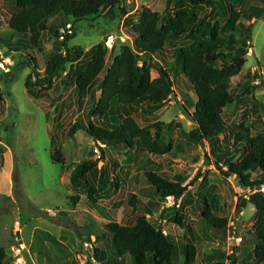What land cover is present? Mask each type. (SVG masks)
<instances>
[{"label": "rangeland", "instance_id": "374dc122", "mask_svg": "<svg viewBox=\"0 0 264 264\" xmlns=\"http://www.w3.org/2000/svg\"><path fill=\"white\" fill-rule=\"evenodd\" d=\"M177 1L179 0H171V7L180 9L175 6ZM216 1L219 2L216 12H212L207 7L198 11L199 16L205 18L210 26L216 23L223 24L232 5L241 11L245 9L246 14L243 16L244 19H241L242 27L239 25L241 29L237 37L241 42H246V38H249L246 43L247 48L234 50L236 54L244 56L245 64L240 74L228 81L230 88L234 89L239 83L246 86L245 89L248 90L253 87L257 88L252 96H247V100L245 98L237 99L233 105L227 106L224 110V121L228 128L233 125L234 129H237L241 123L248 125L256 118H263L264 122V24L262 23L264 17L261 20H259L260 18L253 20L247 16L248 6H252V10L255 7L258 10H264V0ZM181 2L184 3V8H188L185 0H181ZM168 3L169 0H124L118 9L105 10L99 19L77 23L75 36L69 41L68 47H80L85 54L84 58L80 63L70 68L67 66L64 73H61L59 78L53 82L52 87L43 91V99H34L27 94L24 88L25 79L31 72H35L39 76L43 75L48 60L58 54L59 43L63 38L57 39L55 34L69 35L72 28L70 26L62 27L59 18L50 19L47 22L48 30L42 32L35 48L29 52L14 53L11 52L10 46L15 39L10 41V45L7 43L11 32L3 23H0V39L3 40V44L0 43V61L9 62L5 70L9 68L12 70L14 61L19 60L24 63L27 60L29 62V66L24 65L17 72L16 80L9 84L8 78L6 79L7 75H5L9 71H3L2 65L0 66V93L3 99L0 102V146L4 148L1 171H9L10 175L8 188L4 181L6 180L4 171L0 177V249L6 253L5 264H60L62 262L92 264L94 236L99 237L102 232L104 236L109 237V232L105 228L107 225L114 223L134 225V220L130 222V212L133 210L132 218L133 214L146 216L154 225L162 227L163 221L159 217L160 213L175 208L171 198L165 201L157 199L152 191L153 188L142 175L141 170L146 169L147 160H156V167L159 166L158 162L162 165V161H158V158H149L148 155L142 153L143 151H131L109 146L104 147V159H101L99 147L103 148V146L97 145L81 130L69 133V129L79 120L88 126L90 112L92 114L93 111V115L97 114L92 109L93 104L100 98L96 88L97 83L106 75L122 45L132 48L134 40L129 27L132 23L137 22L141 10L149 8L162 17ZM248 10L251 12V9ZM247 29H249L248 32ZM14 38L18 39L21 36L15 35ZM108 38H112L110 47L114 49H112L111 55L110 51L106 50L104 72H101L98 77L99 81L92 85L88 96L83 99L82 105L79 107L74 76L71 72L75 67L82 66L89 60L90 51L95 46L104 43L106 47ZM207 41H210V37L201 35L196 40L170 41L166 51L170 53L152 58V63L158 64L170 75L174 84V95L169 98L159 112L155 113L154 117L143 118L136 114L133 119L140 127H150L152 134L157 129L161 130L164 144L176 145L177 153H181V150L184 149L192 151L187 156L181 155L182 159L174 160L176 165H181L182 170L174 168L175 171H163L160 169L161 176L166 174L172 177V174L176 172L183 182L190 180L187 184L188 188L194 187L203 178L196 193L200 197L201 202L198 201L200 206L202 207L204 199L209 202L213 198L217 202L222 198L225 200V204L230 205L229 202H233L232 211L235 204L234 197H240L239 200H242L246 196L249 199L252 191L250 189L242 190L234 177L223 175L227 170L224 165L226 158L234 156V162L239 160L236 153L232 152V148H230L231 136L227 138L228 143H222L213 148V152L204 150L205 146L210 147L204 141L197 143L187 138V134L194 128L189 113L193 109L190 107V102H194L192 100H195V97L188 88L189 84L183 78L181 62L179 66H175L176 58L173 53L176 48H191ZM156 76L155 71H151V78ZM61 78L64 80L62 83ZM256 83L259 84L256 85ZM33 90L36 92V89ZM176 92L177 94H175ZM237 93L239 94L240 91ZM242 95H237V97ZM250 98L255 100L253 107H250L248 102ZM92 119L90 118L91 121ZM93 124L95 125L94 122ZM259 131L264 133V128H259ZM51 139L62 155V164H54L51 160ZM185 157L186 159H184ZM89 159L97 160L100 170H103L106 165L112 186L110 192L103 195L107 199H102L98 204L92 205L91 209L87 208L86 192L73 190L68 178L72 169H76L80 162ZM113 162L121 168L126 179H131L127 182L128 185L125 182L118 183L120 190L117 194L111 193L115 188L113 181L118 179L117 175L111 174V170L114 171L111 166ZM140 165H142L141 169H139ZM195 165L197 166L194 167ZM155 168L152 172L156 171ZM197 169L199 170L197 171ZM201 170H205L204 173H201ZM253 172L254 169L246 183L251 182L257 175L256 172ZM14 173H17L18 176L16 187L12 183ZM124 176L122 177L124 178ZM139 178L140 183L137 184ZM144 179L145 181H143ZM80 183L82 184L79 187L85 185L84 181H80ZM237 187L242 191L237 190ZM132 192L135 194L134 199L130 202L133 201L134 207L129 204V196L133 194ZM139 196L142 197L141 200L138 199ZM75 197L80 200L76 201V206H73L70 204L69 198ZM200 206L192 204L191 211L182 213L183 222L194 229H197L195 226L199 219L197 209H200ZM245 211L242 222L249 219L252 212L250 209ZM224 219L227 221L224 230L211 228L208 232L207 230L202 231L211 242L217 245L216 247L211 245L213 258L208 261L206 256L202 255L210 252V245L205 246L194 264H231V261H228V256L233 255L235 248L245 246L249 249V246L253 245L254 237L244 234L247 233L246 228L242 229L244 232H238V234L235 229L232 230V226L233 228L235 226V218L230 219L227 215V218ZM253 220L254 218H251L248 224H251ZM166 227L164 226L166 236L173 238V235L180 234L178 231L180 226H175L172 229ZM192 237V230H190L186 235V241L184 242L180 237L179 242L181 244L188 242V245H191ZM234 237L241 239L237 242L235 240L239 238ZM255 237L257 245L259 240L256 235ZM177 242L178 238L175 237L173 241L175 247H177ZM85 244H90L91 248H86ZM84 248L88 251L85 252ZM237 252H240L239 249ZM176 258L175 255L174 261L177 264ZM248 258H252V254ZM242 264L255 263L253 259L252 261L248 259L244 260Z\"/></svg>", "mask_w": 264, "mask_h": 264}, {"label": "trees", "instance_id": "16d2710c", "mask_svg": "<svg viewBox=\"0 0 264 264\" xmlns=\"http://www.w3.org/2000/svg\"><path fill=\"white\" fill-rule=\"evenodd\" d=\"M123 1L0 0V23L11 32L7 43L10 45V41L15 39L10 46L11 52H29L35 48L42 32L48 30L47 22L50 19L59 18L62 27L72 28L69 35L55 34L57 39L63 38L59 43L58 54L48 60L43 75L39 76L35 72L27 75L24 82L27 94L34 99H43V91L52 87L53 82L64 73L67 66L70 68L83 60L85 54L80 47H68L69 41L75 36L77 23L99 19L105 10L118 9ZM170 2L171 0L166 4L162 17L149 8L141 10L137 22L129 27L134 40L132 48L122 45L106 75L100 81L98 77L104 70L107 50L104 43L98 44L90 51L89 60L84 65L72 70L79 107L97 81H99L97 86L100 98L92 107L97 114L93 115L92 111L88 116L89 125L79 120L69 129V133L81 130L97 145L104 147H121L125 150L139 148L153 157L169 156L173 147L171 144L163 143L161 130L157 129L152 134L150 127H140L133 119L136 114L146 118L154 117L155 113L174 95V84L170 75L161 66L152 63V58L168 53L169 51H166L170 41L196 40L200 35L209 36L210 41L202 42L195 47L173 50L176 58L175 66H179L181 62L183 78L195 97V100H192L194 102L189 101L193 109L188 113L194 128L187 134V138L197 143L205 141L215 148L222 143H228L227 138L231 136L230 148L240 158L236 162L234 156L226 158L224 165L227 170L223 175L234 177L241 189L252 191L248 200L256 211L252 231L259 240L253 251L254 263L262 264L264 262V192L260 189L264 187V134H253L256 123L260 124L261 120L256 118V122L248 125L241 123L238 130L232 128L233 125L228 128L224 121V110L238 99H235L231 93L228 81L237 77L245 64L244 56L234 51L246 49V43L249 41V38H246V42H241L237 37L241 29L239 25L242 27L239 20L244 19L245 9L237 10L232 5L223 24L216 23L210 26L205 18L199 16L198 11L207 7L212 12H216L219 5L216 0H185L188 8H184V3L179 0L175 6L180 9L171 7ZM252 8H248L251 12L247 9L248 15L261 20L264 17V10H258L257 7L252 10ZM246 31L248 32L249 29ZM15 35L21 38H14ZM0 43L3 44L2 39ZM112 49L114 48L110 49V55ZM24 65L28 67L29 62L14 61L12 65L14 68L12 67V70L9 68V72L5 74L8 84L16 80L17 72ZM33 69H36L35 66ZM151 71H155L157 77L151 78ZM61 80L62 83L64 80L62 78ZM33 89H36V92ZM2 101L0 93V102ZM253 101L248 102L254 106L255 101ZM90 118H93L92 121ZM99 150L100 158L104 159L103 148L99 147ZM3 153L4 148L0 146V170ZM51 160L57 165L63 163L62 155L54 145L53 139H51ZM114 163H111V166L115 169L117 165ZM253 169H256L258 174L251 182L246 183ZM107 172L106 166L100 170L98 161L89 159L80 162L70 177L73 188L86 192L88 209L105 199L103 195L108 193L111 185V177ZM144 177L160 201L171 198L175 205L187 194V186L183 187L180 181H170L152 171L144 172ZM80 181L85 183L81 188ZM17 182L18 176L14 173L12 183L15 187ZM118 183L117 180L113 181L114 190L118 191ZM131 199L133 200L134 196H129V204L133 206ZM69 200L70 204L76 206V201L80 198ZM200 216L203 222L214 230H224L227 226L226 219L217 217L213 213L211 203L207 201L203 202ZM179 218L180 216L176 215L175 224L182 228ZM105 228L110 235V252L117 258L127 256L131 264H173L175 246L172 238L164 234L161 225H154L150 219L138 216L133 226L114 223ZM94 237L96 242L99 237ZM98 254V249L94 247L93 257ZM5 260L6 253L0 249V264H5ZM194 262L195 248L186 245L185 264H194Z\"/></svg>", "mask_w": 264, "mask_h": 264}, {"label": "crops", "instance_id": "0c3cea01", "mask_svg": "<svg viewBox=\"0 0 264 264\" xmlns=\"http://www.w3.org/2000/svg\"><path fill=\"white\" fill-rule=\"evenodd\" d=\"M241 1V0H240ZM252 6H248V8H251ZM237 10H239L238 8H237ZM243 10V9H242ZM248 17L250 16V15H247ZM241 19H243V18H241ZM241 19L239 20V22H240V24H241ZM253 20H254V18H252ZM262 23L264 24V19H263V21H262ZM76 68H78V67H75L74 69H76ZM104 72V71H103ZM176 73H178V72H176ZM157 75V74H156ZM157 77V76H156ZM103 78V77H102ZM155 78V77H154ZM263 82H264V80H263ZM258 87V86H257ZM96 88H97V90H98V86H96ZM180 88V87H179ZM246 88V86H244V85H241L240 83L237 85L236 84V86H235V88L233 89V88H230L231 89V93H233V96L235 97V99H241V98H247V96L248 95H246V93H251V95L250 96H252V94L255 92V89H257V88H255V87H253L252 88V90H248V89H245ZM248 90V92H246ZM180 91H181V89H180ZM238 91H240V93L238 94L237 92ZM99 94H100V92H99ZM175 94H177V92L175 93ZM241 94H243L242 96H239V97H237V95H241ZM171 98V97H170ZM184 100H185V98H184ZM247 100V99H246ZM251 100H254V99H251L250 98V100H249V102L251 101ZM186 101V100H185ZM255 101V100H254ZM253 101V102H254ZM236 102V101H235ZM234 102V103H235ZM94 103V102H93ZM233 103V104H234ZM232 104V105H233ZM253 106V104H250V107H252ZM161 110V109H160ZM159 110V111H160ZM246 110V109H245ZM158 111V112H159ZM142 116V115H141ZM143 117V116H142ZM144 118V117H143ZM146 119V118H145ZM255 120H257V119H255ZM251 121L250 123H252V122H256V121ZM259 120H261V122H260V124H258V123H256V125H255V127H254V132H253V134H264V133H262V132H260L259 131V128H264V122H263V118H259ZM177 139H178V137H177ZM205 142V141H204ZM164 143V142H163ZM205 144H207V145H209L208 143H206L205 142ZM172 151H171V153H170V155L169 156H164V157H162V158H159V157H153V156H150V155H148L147 153H145V152H142V153H145L146 155H148V157L149 158H152V159H157L158 161H162L161 163H162V165H160L159 164V162H158V165L159 166H157L156 167V160H151V161H149V160H147V162H146V169H142L141 170V172H143V177H144V172H146V171H153V169L155 168L156 169V171H155V173H157V174H159V175H161L160 173H159V170L161 169V170H163V171H166V170H168V171H175L174 170V168H176V169H180V170H182L183 168L181 167V165H176L175 164V162H174V160H177V159H182V157H181V155H188L189 153H191L192 151L191 150H188V149H184V150H181V153L179 152V153H177L176 152V145H172ZM114 148H116V147H114ZM113 148V149H114ZM214 148V146H210V147H206L205 146V151H208L209 150V152H213L212 151V149ZM216 148V147H215ZM103 149H104V146H103ZM131 151H142L141 149H139V148H135V149H133V150H131ZM172 158H174V159H172ZM238 159L240 158L239 156L237 157ZM184 159H186V157L184 158ZM173 160V161H172ZM154 163H153V162ZM110 162V161H109ZM156 164V165H155ZM208 164V163H207ZM117 165V164H116ZM106 166V165H105ZM197 165H195L194 167H196ZM107 168V167H106ZM142 168V165H140L139 166V169H141ZM163 168V169H162ZM139 169H137V170H139ZM110 170V169H109ZM199 169H197V171H198ZM4 171V175L6 176V180H4L5 181V185L7 186V188L9 187V179H10V175H9V171H5V170H3ZM3 171H1L0 170V177H1V175H2V172ZM196 171V172H197ZM204 171L205 170H201V173H204ZM74 172H75V169H72V173H70V175H69V184L71 185V187H72V189L73 190H76V191H78V189L77 188H73V186H72V184L70 183V177L74 174ZM195 172V173H196ZM254 172H256L257 174H258V172L256 171V169H254ZM253 172V173H254ZM111 174L112 175H117L118 176V179H117V181L118 182H121V183H127V182H129L131 179L130 178H128V179H126V177L124 176V174H123V172L121 171V168H119L118 167V165H117V168H115L114 169V171L113 170H111ZM164 174V173H163ZM122 176H124V178L122 177ZM163 176V175H162ZM257 176V175H256ZM163 177H166V178H168L170 181H180L181 182V185L184 187V186H187V184L190 182V180H188V181H185V182H183L182 181V178L181 177H179V174H177L176 172H174V174H172V177H169L168 175H166V174H164V176ZM194 177V175L192 176V178ZM112 178H114V177H112ZM140 178H141V176H140ZM140 178H139V182L137 183V184H139L140 183ZM145 178V177H144ZM202 179L203 178H201L199 181H198V184L196 185H194V187H192V188H188V186H187V194L185 195V196H183L179 201H177L176 202V205H174V207L175 208H173V209H169V210H167V211H165L164 213L163 212H161L160 213V219H161V221H163V226H162V228L164 229V226L166 227H168L169 229H172L173 227H178V225H176L175 224V219H176V215H178V216H180V218H179V222H180V224L182 225V228L181 227H178L179 229H178V231H180L179 233L180 234H175V236L173 235V241H174V239H175V237H177L178 238V242L176 243L177 244V247H175V250H174V254H173V264H176V262L174 261V257H175V255H176V259L178 260V263L177 264H185V260H186V245H188L189 243L187 242V243H183V244H181L179 241H180V237H182L183 238V241L185 242L186 241V235H187V233L188 232H190V230H192V235H193V237H192V239H191V245L195 248V254H196V256H195V260L197 261L198 260V258H199V255H200V253H202V249L205 247V246H209L210 245V247H211V245H214L215 247L217 246L216 245V243H214V242H211L210 240H209V238L206 236V235H204L203 233H202V231L203 230H207V232L209 231V229H211V227L210 226H208L206 223H204L203 222V220L201 219V216H200V209L203 207V202L204 201H206L205 199L203 200V202H202V207L200 206V204L198 203V201L199 202H201L200 200H199V196L198 195H196V193H197V191H198V188H199V186H200V183H201V181H202ZM143 181H145V179L143 180ZM147 183V182H146ZM127 185H128V183H127ZM118 186V191L117 190H114V191H112L111 193H113V194H117L118 192H119V190H120V187H119V184L117 185ZM134 186V185H133ZM111 185H110V187H109V191H108V193L110 192V190H111ZM134 187H137V186H134ZM81 188V187H80ZM79 188V189H80ZM237 190H239L238 189V187L236 188ZM243 190V189H242ZM242 190H239V191H242ZM131 191V190H130ZM152 191H154V190H152ZM79 192V191H78ZM83 192V191H82ZM133 193V192H132ZM155 193V192H154ZM134 194L135 193H133V194H130V195H133L134 196ZM138 197V196H137ZM157 197V196H156ZM141 196H139V200H141ZM239 198L240 197H234V206H233V210L231 211V207H232V203L233 202H229V204L230 205H228V203L227 204H225V200L224 199H222V198H220L217 202H216V200H214L213 198L211 199V201H209L208 203H211V205H212V210H213V213L217 216V217H219V218H227V215L229 216V218L231 219V218H235V226H234V229H235V231H236V234H238V232H244V231H242V229H244V228H246L247 229V233H244V234H249V235H251V236H253L254 238V242H253V240H252V243H253V245L252 246H249V249H247V248H245V246H243V247H240V246H238V248H235V254L233 253V255L231 254L230 256H228V261H231L230 263L231 264H242V262L244 261V260H248V259H250L251 261H252V259L254 260V254H253V251H254V247L256 246V241H257V239H256V237H255V234H254V231H252V226H253V224H254V222H255V218H256V211H255V209H254V207L248 202V197H246V196H244L243 197V199L242 200H239ZM70 199V198H69ZM105 199H107V198H105ZM158 199V198H157ZM132 200V199H131ZM101 201V200H100ZM69 202H70V200H69ZM99 202V201H98ZM98 202L96 203V204H98ZM133 202V201H132ZM192 204H194V205H198V206H200V209H197V215L199 216V219H198V224L197 225H195L196 227H197V229H194L193 227H190V225H188V224H185L183 221H184V217H182L183 215H182V213H185L186 211H191V205ZM133 207H134V205H133ZM195 207V206H194ZM74 208V207H73ZM145 208V210H146V206L144 207ZM220 209H222V210H220ZM246 209H250L252 212H251V214L249 215L250 217H249V219H247L246 221H244V222H242V218L243 217H245V210ZM241 212V213H240ZM132 213H133V210L130 212V222H132V220H136V217H138V216H142V215H137V214H133V218H132ZM226 213V216H224V214ZM236 215V216H235ZM239 215H241V217H239ZM238 216V217H237ZM146 219H149L148 217H146V216H144ZM237 217V218H236ZM183 218V219H182ZM251 218H254V220H253V222L251 223V224H248V221H250V219ZM181 219H182V221H181ZM200 220V221H199ZM160 221V222H161ZM237 221V222H236ZM119 225V224H118ZM121 226H128V225H121ZM129 226H133V225H129ZM194 226V227H195ZM166 227V228H167ZM167 228V229H168ZM165 230V229H164ZM210 233V232H209ZM208 235V234H207ZM234 238H240V237H234ZM247 238H248V236H247ZM241 239V238H240ZM94 241H95V237H94ZM248 244V243H247ZM175 246V245H174ZM94 247H95V249H98V251H99V254L98 255H96V257H93V253L91 254L92 256H91V258H92V264H131L130 263V260H129V258L127 257V256H125V257H121V258H117L116 257V255H114L113 253H111L110 252V248H111V243H110V240H109V237L108 236H104L103 235V233L101 232V235L99 236V238L97 239V241L95 242V245H94ZM209 247V250H210V252H209V254H206V255H204V253L202 254L203 256H206V260H208V261H210L212 258H213V253H212V247L210 248ZM237 249H239V251L240 252H237ZM201 251V252H200ZM176 252H177V254H176ZM237 252V253H236ZM245 252V253H244ZM252 254V258H248L249 257V255H251ZM225 260H226V258H225ZM207 261V262H208ZM63 263V262H62ZM62 263H60V264H62ZM63 264H67L66 262H64Z\"/></svg>", "mask_w": 264, "mask_h": 264}, {"label": "built area", "instance_id": "2783aa9c", "mask_svg": "<svg viewBox=\"0 0 264 264\" xmlns=\"http://www.w3.org/2000/svg\"><path fill=\"white\" fill-rule=\"evenodd\" d=\"M111 40H112V38H108V40H107V49L110 51V49H111V47H110V43H111ZM0 60H1V53H0ZM2 65V70L3 71H8V70H5V68L9 65V62H7V61H5V60H2V61H0V66ZM259 83H256V85H258ZM260 191H262V192H264V187H262L261 189H260ZM254 192H256V191H254ZM253 192V193H254ZM169 199V198H168ZM167 200V199H166ZM171 207V206H170ZM232 230L234 231V228H233V226H232ZM235 241H240V238L239 239H236ZM236 243V242H235ZM86 248H91V245L90 244H85L84 245ZM86 248H84V250H85V252L86 251H88V249H86Z\"/></svg>", "mask_w": 264, "mask_h": 264}, {"label": "clouds", "instance_id": "9594fccd", "mask_svg": "<svg viewBox=\"0 0 264 264\" xmlns=\"http://www.w3.org/2000/svg\"><path fill=\"white\" fill-rule=\"evenodd\" d=\"M173 204H174V202H173Z\"/></svg>", "mask_w": 264, "mask_h": 264}]
</instances>
